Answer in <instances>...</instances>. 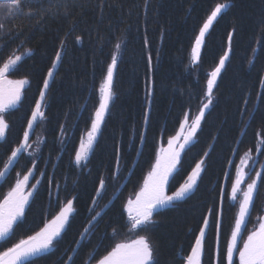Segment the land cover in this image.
I'll return each instance as SVG.
<instances>
[{"label": "trees", "instance_id": "16d2710c", "mask_svg": "<svg viewBox=\"0 0 264 264\" xmlns=\"http://www.w3.org/2000/svg\"><path fill=\"white\" fill-rule=\"evenodd\" d=\"M223 2L103 0L101 9L100 0H76L71 18L40 19L36 10L59 0H19V7H10L11 0L0 1V66L10 56L21 55L7 76L29 81L20 101L4 113L9 127L0 139V171L11 152L21 150L0 179V202L20 175L32 171L30 183L36 185L25 217L13 226L11 239L0 242V252L35 235L73 200L74 211L55 247L25 264H96L116 244L141 236L150 240L159 264H185L204 217L209 227L200 264H217V251L226 250L237 210V203L229 200L233 169L244 153L256 150L258 137L263 161L259 194L243 231L264 213V0H228L230 6L205 35L198 63L190 66L189 61L199 29ZM228 47L212 104L193 142L182 152L166 191H176L203 160L196 189L185 200L156 210L149 229L132 227L127 200L138 192L159 147L176 133L183 117L200 110L208 73ZM57 51L61 60L41 102L43 116L29 129ZM113 55L114 95L88 159L78 166L75 152L91 130ZM100 178L105 179L106 190L98 197L94 189ZM209 210H215V217ZM95 212L103 218L98 217L99 223L94 221L96 226L78 243Z\"/></svg>", "mask_w": 264, "mask_h": 264}, {"label": "snow or ice", "instance_id": "6c2138e0", "mask_svg": "<svg viewBox=\"0 0 264 264\" xmlns=\"http://www.w3.org/2000/svg\"><path fill=\"white\" fill-rule=\"evenodd\" d=\"M75 5L76 0H59V3H49L47 7L41 6V8L36 10V14L40 19H44L49 15L53 17L64 16L71 18ZM11 6L19 7V0H11L10 7ZM29 6L31 7V5ZM99 6L101 9L103 8V0H100ZM229 6L228 0H225L223 3H217L214 10L211 11V14L207 16L206 21L199 29V34L195 40V47L192 49V60L194 62L199 59L200 48L204 42L205 34L208 33L223 10ZM2 27L3 25L0 24V28ZM76 39L79 41L80 37ZM228 39L229 42H231V33H229ZM61 45L63 46V41ZM116 48L119 49L120 44H117ZM28 52L30 54L31 50L29 49ZM228 58L229 51H225L219 59V65L211 72V78L207 80V103L203 105L199 115H197L192 122L188 134L183 137V143H179L174 147L175 142L180 138L179 135L168 141V149L165 150L163 157H157L147 178L144 180L143 187L136 194L135 200H128L126 208L132 221V227H140L143 230L149 229L155 223L153 220V213L155 210L164 209L174 205L178 201L185 200L196 189L198 180L201 178V172L203 171V160L195 165V168L187 176L186 182L181 184L176 191L171 194H168L166 191L170 182V177L174 179L173 172L177 169V165L181 163V153L184 151L185 146L196 136L197 130L200 128L201 121L204 118L205 110L212 104V93L216 78L224 68L225 61ZM21 59V55L10 56L7 62L0 67V77L4 76L10 67L16 66ZM60 60L61 51H57L55 53L53 67H55V63ZM149 64H151V56H149ZM116 66L117 56L113 55L100 89L101 99L99 107L94 113L91 130L88 132L87 144L81 142L79 150L75 152L74 162L78 166L81 165L82 161L88 159L89 151L93 147L96 134L100 130L105 113L109 108V103L113 98V72ZM53 75V71L49 69L47 73L48 78L43 81V90L40 92L41 101L36 103L31 119L28 121L29 129L32 128L33 122L38 115L43 116V113L40 112L41 102L45 97V90L49 88V81L52 79ZM9 83L14 84L15 87L6 96L0 92V139H4L6 130L9 127L4 113L8 108L15 106L20 101L24 85L28 84L29 81L27 79H21L18 81H9ZM262 83H264V81H262ZM185 122H187V116H185ZM181 127L183 128V125H181ZM28 136L29 132L25 131V144L27 143ZM140 139L143 141L144 137L141 135ZM20 150V147H17L11 152L7 164H11L13 160L16 159ZM138 155H140L139 152ZM205 155H207V153ZM119 162L120 155L119 150H117V168L119 167ZM5 175V171H0V179H3ZM31 175L32 173L29 171L22 179H17L15 186L5 196L3 202L0 203V242L7 243L11 239V234H14L13 226L17 225V222L25 217V207L29 204V199L32 197L33 191L25 193L24 188L28 185ZM261 175L262 174L259 172L256 173L258 179L261 178ZM242 177L243 174L241 172L232 186L231 198L233 200L237 199V192L239 190V185L242 183ZM37 183H39V181ZM261 186H264V180H262ZM32 189L35 190L36 185H32ZM105 190V179L100 178L99 187L95 188L94 191L99 197ZM258 194L259 187L257 180L254 179L247 185V189L243 191V198L240 201L239 218L235 222V227L231 233L230 240L227 242L226 250L218 249L217 251V264H234V254L236 253H238L240 264H264V221L259 223V229L248 235L246 240H244L242 236V228L245 225L246 217L249 215L250 208L254 205V198L257 197ZM73 211V200H68L66 204L61 207L59 214L49 223L45 224L35 235L28 236L27 239H20L18 243L8 247L6 251L0 252V264H25V261L29 258L40 257L49 252L55 247L54 242L60 237L65 225L68 224L69 217ZM209 215L215 217V210H209ZM98 217L100 219L103 218L100 212H95V214L90 217V228H86L84 230L85 232H89L91 228L96 226L92 223L93 221H95L96 224L99 223L97 220ZM208 227L209 219L208 217H204L203 226L199 229V235L196 238L195 246L192 248L191 254L186 257V264H200V257L203 253V244ZM216 227L219 228V224H216ZM241 240L243 241L242 247L239 246V241ZM0 246H2V244H0ZM129 249H132V251L129 252ZM154 253L155 250L150 240L146 236H141L135 242V247L132 245L117 244L107 255L99 259L96 264H159ZM69 259H71V257Z\"/></svg>", "mask_w": 264, "mask_h": 264}, {"label": "rangeland", "instance_id": "374dc122", "mask_svg": "<svg viewBox=\"0 0 264 264\" xmlns=\"http://www.w3.org/2000/svg\"><path fill=\"white\" fill-rule=\"evenodd\" d=\"M199 34V33H198ZM206 35V34H205ZM198 36V35H197ZM193 47H195V43H194V45L192 46V48H191V52H190V62L192 63V65L193 64H195V63H197L198 61H199V59L197 60V61H193L192 60V49H193ZM201 48H202V45H201ZM201 48H200V52H201ZM226 51H230V49H229V47L227 48V50ZM200 57V56H199ZM56 65H57V62L55 63V67H56ZM218 65H219V63H218ZM217 65V66H218ZM3 66V65H2ZM2 66H0V67H2ZM216 66V67H217ZM55 67H53L52 66V68H51V70L52 71H54V69H55ZM215 67V68H216ZM12 67H10V69H11ZM9 69V70H10ZM8 70V71H9ZM215 70V69H214ZM213 70V71H214ZM212 71V72H213ZM211 74V73H210ZM219 76V75H218ZM48 77L46 76V79H47ZM211 78V76H209V79ZM218 78V77H217ZM217 78H216V80H217ZM9 81H18V80H15V79H11L10 77H8L7 76V73H5V75L4 76H2V77H0V92H2L5 96L15 87V85L14 84H10L9 83ZM215 86V85H214ZM214 88V87H213ZM207 100H208V96H207V85H206V97H205V100L203 101V105L205 104V103H207ZM41 100H39V102H40ZM203 105H202V107H203ZM201 107V108H202ZM42 109H43V107H41V109H40V112H42L43 113V111H42ZM201 110V109H200ZM200 110L193 116V117H189L188 116V113L185 115V116H187V122H185V117H183V119H182V121H181V124H180V126H179V128L177 129V131H176V133L171 137V138H173V137H176V136H178L179 135V140H177L176 142H175V144H174V147H176L179 143H183V137L185 136V135H187L188 134V131L190 130V126H191V124H192V122L195 120V118H196V116L197 115H199V112H200ZM207 110V109H206ZM206 110H205V112H206ZM38 117H42V116H40V115H38L37 116V118ZM36 118V119H37ZM181 125H183V128L181 127ZM198 131V130H197ZM171 138H169L168 140H167V142H166V144H164V145H162V146H160L159 147V149H158V152H157V156H156V159H157V157L159 156V157H163L164 156V154H165V150H167L168 149V147H169V145H168V141L171 139ZM195 138V137H194ZM194 138H193V140H194ZM87 140H88V133L87 134H85V136L83 137V139H82V141L81 142H83V143H85V144H87ZM193 140L190 142V143H192L193 142ZM81 142H80V144H81ZM189 143V144H190ZM188 144V145H189ZM188 145H186L185 146V148L188 146ZM80 147V146H79ZM21 149V148H20ZM260 149H261V139L259 138L258 139V141H257V147H256V150L254 151V152H251V151H248V152H246V153H244L243 155H242V157H241V159H239V161H238V163L234 166V169H233V176H232V180H231V185H230V188H229V200L231 201V202H236L237 203V210H236V214H235V220H234V224H233V228H232V231L234 230V227H235V222H236V220L239 218V208H240V201L242 200V198H243V191H245L246 189H247V185L249 184V183H251L252 182V180H254V179H256L257 180V176H256V173H258V172H260V170H261V168H262V165H263V161H261V159H260V156H259V154H260ZM79 150V149H78ZM182 154V153H181ZM156 159H155V161H156ZM242 161H243V164H242ZM83 162V161H82ZM155 163V162H154ZM7 165V167L5 166L4 167V169H3V171H5V172H7L8 171V169H9V167H10V164H6ZM151 170V169H150ZM149 170V171H150ZM149 171H148V173H149ZM241 172H242V174H243V177H242V183L239 185V190H238V192H237V199L236 200H233L232 198H231V189H232V186H233V184L235 183V181H236V179H237V176L239 175V174H241ZM31 173H32V171H31ZM148 173L146 174V176H145V179L147 178V175H148ZM23 176L24 175H20L17 179H22L23 178ZM31 177V176H30ZM29 177V181H28V185L24 188V192L25 193H27V192H29V191H33V189H32V185H35V184H32L31 185V178ZM144 179V180H145ZM187 180V179H186ZM17 181V180H16ZM16 181H15V183H14V185H13V187L15 186V184H16ZM186 182V181H185ZM184 182V183H185ZM143 185H144V181H143V183H142V185H141V187H140V189L138 190V192L141 190V188L143 187ZM12 187V188H13ZM11 188V189H12ZM10 189V190H11ZM10 190H8L7 192H6V194H5V196L8 194V192L10 191ZM137 192V193H138ZM136 193V194H137ZM136 194L133 196V197H131V198H129V199H131V200H135V198H136ZM5 196H4V198H5ZM4 198L2 199V201L0 202V203H2L3 202V200H4ZM128 199V200H129ZM128 200H127V202H128ZM127 202H126V204H125V211H126V213H127V215H128V212H127V208H126V205H127ZM155 212V211H154ZM59 214V213H58ZM57 214V215H58ZM128 217H129V215H128ZM54 218V217H53ZM52 218V219H53ZM247 218V217H246ZM51 219V220H52ZM129 219H130V217H129ZM51 220H49L48 222H46V224L47 223H49ZM131 220V219H130ZM261 221H264V213L261 215V216H257L255 219H254V223L251 225V227L247 230V231H243V228H242V236H243V239L244 240H246L247 239V237H248V235H250L253 231H255V230H258L259 229V223L261 222ZM132 222V221H131ZM131 225H132V223H131ZM45 226V225H44ZM42 229V228H41ZM232 231H231V233H232ZM230 238H231V234H230V237H229V240H230ZM27 239V238H26ZM139 238H136L135 240H132V241H128V242H121V243H118V244H126V245H132L133 247H135V242L138 240ZM117 245V244H116ZM115 245V246H116ZM242 245H243V241L241 240V241H239V246L240 247H242ZM114 246V247H115ZM113 247V248H114ZM132 251V249H129V252H131ZM202 256V255H201ZM234 258H236V260H237V263L238 264H240V262H239V256H238V253H236V254H234ZM200 262H201V257H200Z\"/></svg>", "mask_w": 264, "mask_h": 264}, {"label": "bare ground", "instance_id": "6f19581e", "mask_svg": "<svg viewBox=\"0 0 264 264\" xmlns=\"http://www.w3.org/2000/svg\"><path fill=\"white\" fill-rule=\"evenodd\" d=\"M214 10V9H213ZM202 27V26H201ZM198 33H199V31H198ZM198 35V34H197ZM197 35L195 36V39H194V41H193V44H192V46L194 45V43H195V40H196V37H197ZM192 48V47H191ZM190 52H191V49H190ZM190 52H189V61H190ZM198 63V62H197ZM197 63H195V64H193L192 65V63L190 62V66H194V65H196ZM218 65V64H217ZM215 69V68H214ZM213 69V70H214ZM212 70V71H213ZM212 71H210L209 73H208V78H207V80L209 79V76H210V73L212 72ZM218 79V78H217ZM216 82H217V80H216ZM216 84V83H215ZM206 85H207V81H206V84H205V92H204V100H205V97H206ZM203 100V101H204ZM202 105H203V103H202ZM202 105H201V107H202ZM211 106V105H210ZM210 106H209V108H210ZM201 109V108H200ZM260 137H258V139H259ZM258 141V140H257ZM256 147H257V143H256ZM250 151V150H249ZM248 152V151H247ZM239 159H241V157L239 158Z\"/></svg>", "mask_w": 264, "mask_h": 264}, {"label": "water", "instance_id": "95a60500", "mask_svg": "<svg viewBox=\"0 0 264 264\" xmlns=\"http://www.w3.org/2000/svg\"><path fill=\"white\" fill-rule=\"evenodd\" d=\"M0 1H9V0H0ZM96 135H97V134H96ZM93 222H94V221H93ZM93 222H92V223H93ZM86 228H90V222H89V224L87 225ZM85 234H86V232L83 231V233H82V235H81V237H80L78 243L84 238Z\"/></svg>", "mask_w": 264, "mask_h": 264}]
</instances>
